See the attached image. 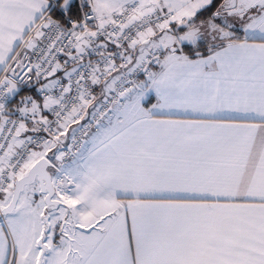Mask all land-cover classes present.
<instances>
[{
	"label": "snow or ice",
	"instance_id": "snow-or-ice-1",
	"mask_svg": "<svg viewBox=\"0 0 264 264\" xmlns=\"http://www.w3.org/2000/svg\"><path fill=\"white\" fill-rule=\"evenodd\" d=\"M0 264H264V0H0Z\"/></svg>",
	"mask_w": 264,
	"mask_h": 264
}]
</instances>
